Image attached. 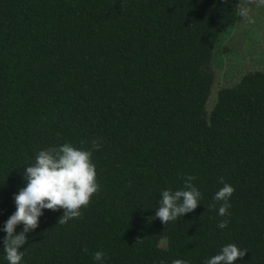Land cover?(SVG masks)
Segmentation results:
<instances>
[{
	"label": "trees",
	"instance_id": "trees-1",
	"mask_svg": "<svg viewBox=\"0 0 264 264\" xmlns=\"http://www.w3.org/2000/svg\"><path fill=\"white\" fill-rule=\"evenodd\" d=\"M239 7L0 0V264L26 166L41 150L94 140L100 192L66 224L63 209H44L22 264H98L96 251L105 264H204L230 243L249 249L235 264H264V71L221 88L209 108L214 48ZM187 175L198 207L154 219L162 191L183 189ZM220 177L235 188L225 216L213 199Z\"/></svg>",
	"mask_w": 264,
	"mask_h": 264
},
{
	"label": "clouds",
	"instance_id": "clouds-1",
	"mask_svg": "<svg viewBox=\"0 0 264 264\" xmlns=\"http://www.w3.org/2000/svg\"><path fill=\"white\" fill-rule=\"evenodd\" d=\"M227 3V0H225ZM264 8V0H244L243 5L237 9V14L249 24H254L252 7ZM100 148L96 140L92 142L91 149L78 148L71 143L49 147L39 151L33 164L26 166L23 178L26 187L15 194L16 211L6 221L3 231L6 237L3 240L4 252L8 264H22L24 252L22 247L27 243V234L39 226L40 217L44 209L58 211L64 210L59 217V224H66L69 220L80 218L83 209L90 206L92 198L101 190L96 164L93 162V151ZM184 187L172 191H162L159 206L154 219L159 218L162 223L168 225L178 218L194 211L203 200L202 193L192 183L197 179L194 175L184 178ZM223 184L214 195L216 202H222L218 209L220 216L228 215L231 207L230 198L235 188L219 178ZM210 207L216 208V204ZM229 221L219 222L218 227L224 229ZM23 224V230L16 232L17 225ZM248 248H240L234 243L222 247L219 254L206 259L204 264H235L243 258ZM86 251V250H85ZM93 259L98 264H105L106 254L96 251ZM172 264H190L187 260L175 259Z\"/></svg>",
	"mask_w": 264,
	"mask_h": 264
},
{
	"label": "rangeland",
	"instance_id": "rangeland-1",
	"mask_svg": "<svg viewBox=\"0 0 264 264\" xmlns=\"http://www.w3.org/2000/svg\"><path fill=\"white\" fill-rule=\"evenodd\" d=\"M244 0H240V7ZM254 24H249L238 15V23L228 26L214 48L212 69L216 81L213 87L211 109L217 92L224 87L239 84L249 73L264 71V8L252 7Z\"/></svg>",
	"mask_w": 264,
	"mask_h": 264
}]
</instances>
